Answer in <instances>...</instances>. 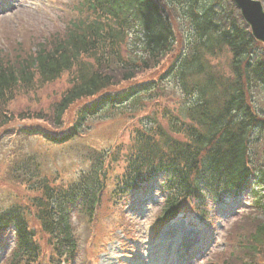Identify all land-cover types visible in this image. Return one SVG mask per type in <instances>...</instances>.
<instances>
[{"label": "trees", "instance_id": "1", "mask_svg": "<svg viewBox=\"0 0 264 264\" xmlns=\"http://www.w3.org/2000/svg\"><path fill=\"white\" fill-rule=\"evenodd\" d=\"M73 10L77 17L68 21L63 35L44 39L12 59L0 55V113L17 87L28 90L35 84L45 85L71 71L69 88L52 105L47 119L53 128H62L63 116L76 103L98 99L78 106L63 133L28 130L49 144L63 145L79 138L96 119L115 118L127 111L134 117L148 102L165 94V83H171L182 100L174 110L161 108L137 121L131 130L132 145L122 156L124 168L115 177L107 178L103 167L118 163L120 152L89 146L81 148L79 157L90 163V170L65 185L51 183L39 163L38 169L25 162L13 167V180L37 194L31 206L36 208V219L54 255L71 259L75 243L70 212L76 209L91 218L104 196L105 183L112 184L110 200L116 206L130 190L152 177L164 178V189H173L160 214L164 221L178 211V197L199 199L204 187L210 191L242 188L254 173L259 174L261 191L251 193V225L237 244L238 251L260 252L264 246V164L250 159L248 137L253 129L264 131V122L245 104V93L252 83L264 93V52L231 1L78 0ZM177 31L182 32L183 52L155 81L137 84V74L157 68L173 51ZM223 50L228 54L227 77L211 70L208 61ZM6 116L2 115L0 127L12 120ZM15 206L23 214V206ZM5 216L0 215V223L9 221ZM16 235L12 264H26L21 262L24 259L34 263L39 248L33 234L19 227Z\"/></svg>", "mask_w": 264, "mask_h": 264}, {"label": "rangeland", "instance_id": "2", "mask_svg": "<svg viewBox=\"0 0 264 264\" xmlns=\"http://www.w3.org/2000/svg\"><path fill=\"white\" fill-rule=\"evenodd\" d=\"M21 1H23V5L15 8L7 17L0 18V55H6L10 59L16 54L24 55L44 39L57 34L63 35L68 21L77 17V13L73 9L78 0ZM223 1L225 4L230 3V0ZM173 24L176 26L177 22H173ZM181 33L177 31L176 45L173 51L160 62V65L153 70L137 74V80L155 81L164 72L170 62L182 51ZM258 48L264 52L260 45ZM227 56L226 50H223L216 56L209 57L211 70L227 77L229 75ZM73 74L72 71L65 73L51 83L35 84L28 90L20 86L17 87L13 99L0 113V121L2 115L12 118L8 124L0 127V211L14 205L25 206L32 203L33 197H37L35 191H29L22 184L13 180L11 173L14 166L25 162L27 166H32V169H38L39 163L41 172L43 175L46 174L51 183L65 185L76 177L79 178L81 174L88 172L91 168L89 162L83 161L82 155L79 157L81 148L89 146L96 150L106 149L110 152L117 151L120 154H125L132 145V127L140 118L151 115L153 111H161V108L174 110L182 100L173 85L165 83L163 84L165 94L160 99L148 102L141 111L138 110L139 112L134 113V117L131 118L132 113L127 111L126 115L115 118L96 119L79 138L63 145L49 144L41 136H33L24 132L23 130L28 128H39L44 132L63 133L70 125L69 117L77 110L78 106L88 105L96 100V98H92L76 103L63 116L62 128H53L52 122L47 121L52 115V105L69 88V81ZM115 90L117 88L109 91ZM245 104L250 106L255 116L261 118V122H264V93L253 83L246 89ZM257 133L259 131L255 130L249 137L250 143L253 138L255 139L252 142L250 159L257 160L263 165L264 131L258 135ZM121 167L122 163H106L103 170L107 173V178L115 177L121 172ZM251 179L253 181L248 182V186L242 191L244 194L261 188L258 173H254ZM251 183L257 185L252 187ZM111 187L112 184L105 183L104 196L95 211L96 213L91 218L84 214H76L74 219L72 217L74 240L77 245V252L72 264H118L120 258L124 260L128 258L132 264H135L134 261L137 259H132L130 253L136 252L132 251L131 247L143 248L140 251L141 255L149 252L148 243L151 244L152 239L156 237L157 224L154 221L158 213V195L151 192L137 194L125 202V211L123 212L126 213V217L123 219L127 227L122 228V215L118 212V205L114 206L113 202L111 203ZM210 193L204 189V199L200 205L197 204V201H183L180 206L182 209L178 213V221H174L164 229L166 233L163 237L167 240L171 236V238L186 237L189 227L181 218L185 217L187 221L194 223L202 221L201 228L206 225L205 222L213 218L211 227L213 228V245H211L205 260L199 264H222V261H227L228 264H264V246L257 254L250 255L246 251H238L240 245L237 244V241L245 237L251 225V218L246 212L247 209L244 208L246 201L244 202L241 197H230L232 200L224 204V208L220 206L212 209L215 198ZM230 196L235 195L231 194ZM200 209H204L206 212L207 210L211 211L209 215L205 214L204 216L202 211H199ZM227 209L228 212H225ZM30 211L32 215L34 210ZM31 215L27 219H29L30 229L35 234V241L41 253L39 260L34 264H70L64 259L51 257L53 255L48 243L49 237L41 231L40 225L33 220ZM200 218H205V220ZM119 226L121 227L119 228ZM168 230H171L169 236L167 235ZM230 245L237 249L231 247L229 253ZM157 246L158 244L155 245V247ZM159 248L163 247L159 245ZM4 259L5 257L1 264H8L4 263Z\"/></svg>", "mask_w": 264, "mask_h": 264}, {"label": "water", "instance_id": "3", "mask_svg": "<svg viewBox=\"0 0 264 264\" xmlns=\"http://www.w3.org/2000/svg\"><path fill=\"white\" fill-rule=\"evenodd\" d=\"M243 20L249 26L252 37L264 47V12L255 0H232Z\"/></svg>", "mask_w": 264, "mask_h": 264}]
</instances>
